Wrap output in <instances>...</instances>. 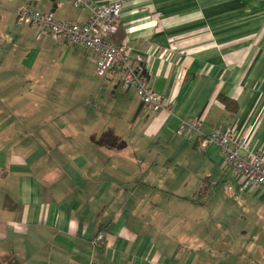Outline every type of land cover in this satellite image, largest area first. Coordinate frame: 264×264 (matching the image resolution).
<instances>
[{"label":"crops","instance_id":"0c3cea01","mask_svg":"<svg viewBox=\"0 0 264 264\" xmlns=\"http://www.w3.org/2000/svg\"><path fill=\"white\" fill-rule=\"evenodd\" d=\"M121 1L113 39L167 110L15 15L31 4L84 22L88 10L0 0V264H264V188L204 142L231 126L264 154V0ZM187 118L201 137L176 134Z\"/></svg>","mask_w":264,"mask_h":264},{"label":"built area","instance_id":"2783aa9c","mask_svg":"<svg viewBox=\"0 0 264 264\" xmlns=\"http://www.w3.org/2000/svg\"><path fill=\"white\" fill-rule=\"evenodd\" d=\"M71 1L80 11H89L84 22L61 20L53 11L45 12L31 4H23L16 10V23L20 28L39 27L71 46L86 49L95 62L96 75L105 82L119 79L124 89L133 88L146 110L160 112L169 109V104L151 85L145 64L132 56L127 41L116 42L113 39L119 29L122 1ZM201 123L200 118L182 119L176 134L187 138L199 134L201 137ZM204 142H213L220 147L244 187L256 185L264 188V154L250 151L248 137L238 138L234 128L230 126L205 136ZM104 235L105 231H100L93 242L102 241Z\"/></svg>","mask_w":264,"mask_h":264},{"label":"trees","instance_id":"16d2710c","mask_svg":"<svg viewBox=\"0 0 264 264\" xmlns=\"http://www.w3.org/2000/svg\"><path fill=\"white\" fill-rule=\"evenodd\" d=\"M54 1V0H53ZM220 99L225 103V105L227 106V107H231V104L233 103V101H231V100H229V99H227V98H225V97H222V96H220ZM234 104V103H233Z\"/></svg>","mask_w":264,"mask_h":264}]
</instances>
